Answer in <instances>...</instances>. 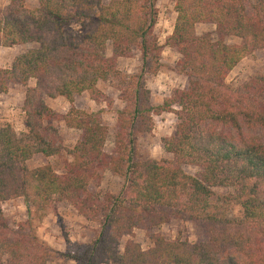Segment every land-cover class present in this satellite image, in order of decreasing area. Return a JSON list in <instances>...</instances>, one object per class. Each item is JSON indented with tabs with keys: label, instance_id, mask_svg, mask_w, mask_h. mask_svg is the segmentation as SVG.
I'll return each mask as SVG.
<instances>
[{
	"label": "trees",
	"instance_id": "1",
	"mask_svg": "<svg viewBox=\"0 0 264 264\" xmlns=\"http://www.w3.org/2000/svg\"><path fill=\"white\" fill-rule=\"evenodd\" d=\"M28 1L38 8H26ZM174 30L165 46L154 35L156 0H11L0 10V48L29 44L37 48L0 70V94L10 85L27 88L26 132L11 125L0 129V264H47L51 248L38 240L33 222L55 205L68 203L90 219L101 220L91 245L69 255L78 264H264V66L238 88L228 75L253 52L264 53V0H174ZM200 25L212 33L198 34ZM238 38L241 45L226 43ZM112 46L113 56H106ZM181 57L179 74L187 86L162 105L151 104L145 86L148 74L161 70L163 48ZM136 48L142 58L140 75H123L116 63ZM35 81V87H29ZM117 81L127 107L118 111L115 148L106 151L108 128L98 113L77 110L76 98L97 86ZM65 98L71 105L66 124L81 132L72 162L63 174L50 165L30 170L35 156H61L55 133L46 134L43 121L54 111L45 99ZM177 117L172 137L163 140L173 161L142 160L135 138L152 133L153 117ZM54 136V137H52ZM53 138V139H52ZM184 166L200 169L187 174ZM109 171L124 180L119 195L96 193ZM232 192L215 200L214 189ZM23 199L28 219L10 230L2 205ZM238 206L242 219L230 217ZM172 219L193 222L208 241L190 244L153 236L144 251L129 241L136 229H153Z\"/></svg>",
	"mask_w": 264,
	"mask_h": 264
},
{
	"label": "rangeland",
	"instance_id": "2",
	"mask_svg": "<svg viewBox=\"0 0 264 264\" xmlns=\"http://www.w3.org/2000/svg\"><path fill=\"white\" fill-rule=\"evenodd\" d=\"M113 0H104L109 4ZM248 6L255 4L257 0H245ZM11 0H0V10H4L10 5ZM174 0H156L158 20L154 28V35L159 40L160 45L165 46L167 39L172 36L177 14L175 13ZM26 8L35 10L38 3L28 1ZM198 34L212 33L218 39L215 27L200 25L197 29ZM226 43L230 45H241L242 41L238 38H227ZM37 48V45L29 44L13 48H0V70L9 69L16 57ZM106 56H113L112 46L107 47ZM181 61L180 55L171 48H163L161 55V70L155 76L148 74L145 77V86L151 96V104L154 106L162 105L167 99L171 98L176 91L183 90L187 86V78L178 72V64ZM264 66V53L256 51L245 57L228 75L226 84L231 88H238L252 77L258 74ZM117 70L123 75H140L142 70V58L140 52L134 48L129 56L121 57L116 63ZM35 81H31L29 87H35ZM122 84L117 81L99 83L97 90L101 93L95 95L85 93L76 98L74 107L77 110L88 113H98L101 121L109 130L106 143V151L115 148V139L119 130L118 111L126 109L119 86ZM27 88L17 84L10 85L7 94H0V129L6 125H11L17 135L26 132V114L24 102ZM46 105L54 111L53 118H46L43 127L46 134L55 136L58 143L64 148L61 156L46 158L42 155L35 156L27 163L30 170L50 165L58 174H63L65 164L72 162V157L67 150H72L81 132L70 128L66 124L65 116L70 111V103L62 97L55 100L45 99ZM177 117L171 113H165L153 117L152 133L138 135L135 138L137 155L142 160L173 161V155L164 151L163 140L173 136ZM54 137V136H52ZM53 139V138H52ZM183 170L191 176H199L200 169L197 167L184 166ZM100 186L96 187L95 182L91 183V189L96 193L119 195L123 189L124 180L113 173L106 171L103 173ZM232 192L231 189H214L215 200L219 197L227 196ZM2 211L6 223L10 230H16L28 219L27 209L23 199H16L2 205ZM230 217L242 219L243 211L238 206L230 209ZM36 236L38 240L45 243L52 249L53 254L49 256L47 264H78L69 258L73 253H79L80 249L91 245L98 236L101 227V220H90L80 215L68 203L55 205L46 211L43 216L34 222ZM153 236H161L167 241H187L190 244H200L208 241V234L193 222H185L172 219L169 223L160 227L148 229H136L131 237H124L120 240L119 251L122 254L127 242L138 243L144 251L153 247Z\"/></svg>",
	"mask_w": 264,
	"mask_h": 264
}]
</instances>
